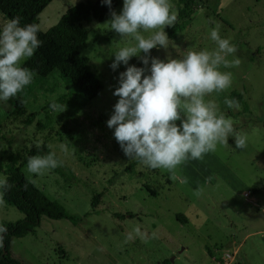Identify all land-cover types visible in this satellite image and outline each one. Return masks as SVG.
<instances>
[{
    "label": "rangeland",
    "instance_id": "obj_1",
    "mask_svg": "<svg viewBox=\"0 0 264 264\" xmlns=\"http://www.w3.org/2000/svg\"><path fill=\"white\" fill-rule=\"evenodd\" d=\"M87 1L95 0H52L39 14L40 29L54 25L67 7ZM186 2L194 10L188 25L169 38L167 49L154 48L151 56L166 61L183 59L190 51H213L217 45L210 32L219 25L221 38L238 49L227 59L238 58L240 64L220 68L232 74V85L205 100L216 103L219 113L233 121L235 132L246 137L247 147L236 149L235 138L229 137L227 145H218L203 160L187 161L173 173L141 162L130 168L134 159L125 156L107 120L119 99L113 95L119 73L127 67H110L114 53L136 41L110 30V13L101 21L85 23L90 31L79 51L103 82L99 95L86 99L55 74L34 76L30 92L19 100L21 113H14L19 101H0L3 166L10 162V153L21 151L16 165L25 177L79 218L74 224L67 218L42 216L33 231L12 238L11 254L21 263L264 264V0H169L176 13ZM122 8L123 0L114 10L119 14ZM8 21L0 12V29ZM129 65L144 67L137 56ZM233 90L243 95L250 111L225 105ZM52 102L64 110L53 111ZM30 114L32 121L27 122ZM37 142L43 143L39 149ZM33 149L32 156L55 153L62 166L39 176L28 173ZM0 179H4L1 171ZM198 190L201 194L196 196ZM245 190L249 196L243 194ZM96 192L101 196L93 208ZM21 218L23 213L14 206L0 205V223ZM137 226L149 237L156 232L159 238L147 244L139 237L124 243L129 234L135 236Z\"/></svg>",
    "mask_w": 264,
    "mask_h": 264
},
{
    "label": "clouds",
    "instance_id": "obj_2",
    "mask_svg": "<svg viewBox=\"0 0 264 264\" xmlns=\"http://www.w3.org/2000/svg\"><path fill=\"white\" fill-rule=\"evenodd\" d=\"M101 2L110 10V30L136 41L134 46L114 53L115 59L110 65L113 70L120 64L127 66L119 73V86L113 92L119 99L107 120L125 156L151 169L173 173L187 161L203 160L206 154L214 153L218 145H227L229 137L235 138L236 149H245L246 137L235 132L233 121L219 113L216 103L205 100L210 94L224 92L232 85V74L220 68L240 64L238 58L227 59L238 49L229 39L221 38L219 25L210 32L211 40L217 45L215 50L190 51L183 59L164 61L152 57L151 50L169 47L165 28L174 26L178 19L169 0H123L119 14L112 9L113 0ZM39 32V24L21 26L19 17L10 19L0 29V101L7 103L16 98L32 83L35 73L23 64L42 46ZM142 32L151 34L145 37ZM133 56L139 57L144 67L129 65ZM224 103L229 109L241 107L238 101L227 97ZM50 107L53 111L65 108L55 102ZM42 146V142H37V149ZM60 148L67 152L65 145L61 144ZM62 164L55 153L33 155L27 160V171L39 176ZM10 187L6 178L0 179V193ZM200 194L199 190L195 192L196 196ZM4 203L0 194V205ZM134 233L135 236L129 234L124 243L136 237L145 244L159 238L156 232L149 237L139 226ZM6 234V226L0 225V248Z\"/></svg>",
    "mask_w": 264,
    "mask_h": 264
},
{
    "label": "trees",
    "instance_id": "obj_3",
    "mask_svg": "<svg viewBox=\"0 0 264 264\" xmlns=\"http://www.w3.org/2000/svg\"><path fill=\"white\" fill-rule=\"evenodd\" d=\"M52 0H0V12L8 19L14 17L20 18L21 26L35 23L39 24V14ZM121 0H113L112 9L120 4ZM194 12L189 3L183 7H178V19L174 26L167 27L166 33L169 38H175L188 25L191 14ZM110 13L109 7L103 4L101 0L93 2H79L67 7L58 21L43 31L40 29L38 38L43 41L42 46L35 52L34 56L27 60L23 66L34 71L38 78H48L57 74L63 81L70 83L78 90V94L86 99H93L99 95L103 89V82L96 74L91 65L89 58L82 55L79 47L83 45L89 34V27L85 23L92 20L101 21ZM30 85L18 93L15 100L19 101L26 97L30 92ZM230 98L235 99L245 111H250L249 106L243 95L233 90ZM22 102H18L14 113H21ZM29 115L27 122H31ZM264 126V122H263ZM29 153L36 152L33 149ZM22 156L21 151L10 153L8 156L9 163L3 166L0 160V171L4 174L11 187L2 192L5 203L14 206L23 213V218L14 222H1L7 228V234L4 238L3 247L0 248V264H23L15 259L10 251L11 240L14 237H23L28 232L33 231L39 226L41 217L46 216L50 219L67 218L76 224L79 221L78 216L69 214L65 207L50 199L43 190L38 188L31 180L27 179L20 167L17 166V160ZM139 160L134 159L130 168L137 164ZM130 168L126 167L127 170ZM147 189L148 186H145ZM153 192V191H152ZM253 192H258L253 189ZM101 192H96L91 201V206L96 207ZM115 216L123 217L124 214L115 213ZM179 219L180 216H177ZM183 219V218H181ZM208 254L213 256L214 253L208 248ZM219 261L218 257H215Z\"/></svg>",
    "mask_w": 264,
    "mask_h": 264
},
{
    "label": "built area",
    "instance_id": "obj_4",
    "mask_svg": "<svg viewBox=\"0 0 264 264\" xmlns=\"http://www.w3.org/2000/svg\"><path fill=\"white\" fill-rule=\"evenodd\" d=\"M243 194H244L245 196H249V192H248L247 190L243 191ZM226 255H227V257L229 256L228 254H226Z\"/></svg>",
    "mask_w": 264,
    "mask_h": 264
}]
</instances>
